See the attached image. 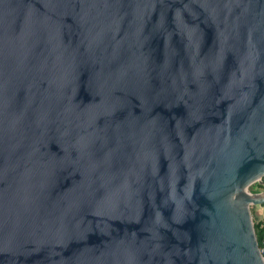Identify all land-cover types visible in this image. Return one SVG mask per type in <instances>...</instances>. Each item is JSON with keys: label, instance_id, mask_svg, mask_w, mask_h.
<instances>
[{"label": "water", "instance_id": "water-1", "mask_svg": "<svg viewBox=\"0 0 264 264\" xmlns=\"http://www.w3.org/2000/svg\"><path fill=\"white\" fill-rule=\"evenodd\" d=\"M264 0H0V264H264Z\"/></svg>", "mask_w": 264, "mask_h": 264}, {"label": "trees", "instance_id": "trees-1", "mask_svg": "<svg viewBox=\"0 0 264 264\" xmlns=\"http://www.w3.org/2000/svg\"><path fill=\"white\" fill-rule=\"evenodd\" d=\"M251 187H255L256 190H250L251 193L264 192V177L260 179V183H253ZM253 222V231L256 238L257 246H260L262 240V224L261 221H257L252 218Z\"/></svg>", "mask_w": 264, "mask_h": 264}, {"label": "built area", "instance_id": "built-area-1", "mask_svg": "<svg viewBox=\"0 0 264 264\" xmlns=\"http://www.w3.org/2000/svg\"><path fill=\"white\" fill-rule=\"evenodd\" d=\"M261 215V224H262V240L260 246H258L259 254L264 262V205L257 207Z\"/></svg>", "mask_w": 264, "mask_h": 264}, {"label": "crops", "instance_id": "crops-1", "mask_svg": "<svg viewBox=\"0 0 264 264\" xmlns=\"http://www.w3.org/2000/svg\"><path fill=\"white\" fill-rule=\"evenodd\" d=\"M254 215H255L257 221H261L262 220L260 212H259V209L257 207L254 208Z\"/></svg>", "mask_w": 264, "mask_h": 264}, {"label": "rangeland", "instance_id": "rangeland-1", "mask_svg": "<svg viewBox=\"0 0 264 264\" xmlns=\"http://www.w3.org/2000/svg\"><path fill=\"white\" fill-rule=\"evenodd\" d=\"M252 186V185H251ZM250 190H256V188L255 187H248V191L250 192ZM256 208V207H255ZM250 213H251V217L253 218V219H256V217H255V215H254V208H252V207H250Z\"/></svg>", "mask_w": 264, "mask_h": 264}]
</instances>
